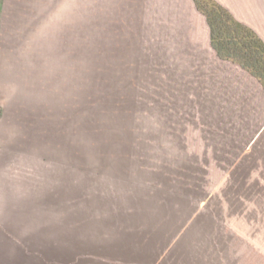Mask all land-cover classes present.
I'll return each mask as SVG.
<instances>
[{"label":"rangeland","instance_id":"1","mask_svg":"<svg viewBox=\"0 0 264 264\" xmlns=\"http://www.w3.org/2000/svg\"><path fill=\"white\" fill-rule=\"evenodd\" d=\"M5 9L36 14L42 48L34 79L5 83L0 143H36L60 259L264 264V96L191 0H0V24Z\"/></svg>","mask_w":264,"mask_h":264},{"label":"crops","instance_id":"2","mask_svg":"<svg viewBox=\"0 0 264 264\" xmlns=\"http://www.w3.org/2000/svg\"><path fill=\"white\" fill-rule=\"evenodd\" d=\"M214 1L228 10L236 21L252 30L264 43V0ZM10 8L14 12L19 10ZM6 11L5 9L2 13L0 24V99L4 108L5 101L8 102L10 98L5 83L14 76H20L28 81L30 78L34 79L36 60L27 63L24 59L28 52L33 53L36 58L37 46L38 51L42 48L41 32L37 30L35 23L36 14L33 19L28 17V20L22 21L21 18L26 13L21 9L20 15L15 16L17 20L13 21L9 17L11 13ZM201 17L203 18L202 15ZM206 28L208 45L215 55L210 46L207 25ZM233 66L243 71L238 66ZM243 72L255 81L261 95L264 96L262 85L250 74ZM3 118L2 114L0 142L4 133ZM32 140L29 136L28 139H24L25 143H0V147L4 149H0V264H71V261L64 259L67 257L63 256V259H60L56 255L57 249L54 250V247H58V240L54 238L58 208L52 210L43 204V199L46 203L50 198L46 196L48 191L44 190L46 191L44 195L42 190L43 181L48 184V180L41 168L36 167L41 165L43 160L41 154H38L37 159L36 143ZM97 262L117 263L115 257L109 259L105 256L100 257Z\"/></svg>","mask_w":264,"mask_h":264},{"label":"trees","instance_id":"3","mask_svg":"<svg viewBox=\"0 0 264 264\" xmlns=\"http://www.w3.org/2000/svg\"><path fill=\"white\" fill-rule=\"evenodd\" d=\"M208 27L210 46L218 60L236 65L264 88V43L214 0H192Z\"/></svg>","mask_w":264,"mask_h":264}]
</instances>
